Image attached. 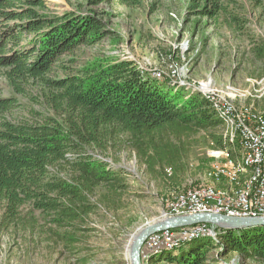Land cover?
<instances>
[{"label":"trees","instance_id":"obj_1","mask_svg":"<svg viewBox=\"0 0 264 264\" xmlns=\"http://www.w3.org/2000/svg\"><path fill=\"white\" fill-rule=\"evenodd\" d=\"M105 1L140 3L86 0L88 6ZM245 3L264 23V0H191L189 9L211 25L219 22L242 32L248 20ZM110 33L91 9L53 14L44 0H0L1 74L15 94L37 88V102L48 111H34L38 118L33 121H13L8 113L18 106L17 98L0 97V229L33 230L42 220L57 243L72 245L79 239L69 229L100 206L120 209L128 190L124 178L85 153L100 142L103 128L129 134L149 171L176 168L184 147L172 143L171 136L203 132L211 149L235 157L228 138L219 132L225 119L209 98L143 76L132 61L96 60L71 75L55 76L64 53L94 45ZM252 52L263 60L264 42L254 41ZM214 232L215 239L193 238L175 251L151 255L149 261L223 264L209 259L210 250L218 247L222 254L264 264V226L215 227Z\"/></svg>","mask_w":264,"mask_h":264},{"label":"rangeland","instance_id":"obj_2","mask_svg":"<svg viewBox=\"0 0 264 264\" xmlns=\"http://www.w3.org/2000/svg\"><path fill=\"white\" fill-rule=\"evenodd\" d=\"M44 1L53 14L91 9L111 31L94 45L64 53L56 62L57 77L71 75L96 60H129L143 70L141 75L161 79L172 87L225 100L235 108L249 104L264 109V59H256L252 52L254 41L264 42V23L247 3L246 26L236 32L226 24L211 25L206 18L191 14V0H140L135 6L116 1L94 6H88L86 0ZM36 89L29 87L25 95L15 94L0 71V97L14 96L18 101L8 113L9 119L33 121L38 118L34 111L48 113L37 102ZM219 132L235 152L234 125L226 121L222 125L221 121ZM170 139L184 147L176 168L157 166L149 171L129 134L113 126L103 128L100 142L87 147L85 153L124 178L128 190L121 208L113 212L100 206L77 223L76 229H69L79 239L72 245L57 243L42 220L33 230L0 229V264H130L129 243L135 230L161 220L165 213L170 215L164 207L165 197L179 190L217 185L214 173L229 171L226 154L211 149L205 133ZM208 255L223 264H260L236 253L222 254L218 247Z\"/></svg>","mask_w":264,"mask_h":264},{"label":"bare ground","instance_id":"obj_3","mask_svg":"<svg viewBox=\"0 0 264 264\" xmlns=\"http://www.w3.org/2000/svg\"><path fill=\"white\" fill-rule=\"evenodd\" d=\"M207 98H209V101H211L220 115L224 117L225 121L234 125L237 133L236 155L233 159L226 157V166L229 167L228 172L219 169L217 173H214L218 182L217 185H204L198 188L179 190L165 197L163 203L166 210L169 211V216L181 215L182 211H184V203L185 209L196 207V199H189L187 201L188 196H192L196 191L210 192L216 198H222L225 204H233L235 201L242 200L253 189V183L256 178V168L254 163L250 161L249 150L246 149L244 134L240 133L241 123L238 121L237 115H239V119H243L247 124L256 127L258 134H264V109L257 110L249 104L235 108L231 104H226L228 101H221L214 97ZM228 109H231V112ZM165 215L167 214L165 213ZM261 215H264V210L261 211ZM202 236H211L215 238L216 234L214 231L212 233L211 231H195L189 233L187 238L174 239L170 244H166L164 248L150 249L148 252L140 253L141 262H143V264H151L149 261L151 255L167 250L175 251L186 241Z\"/></svg>","mask_w":264,"mask_h":264},{"label":"built area","instance_id":"obj_4","mask_svg":"<svg viewBox=\"0 0 264 264\" xmlns=\"http://www.w3.org/2000/svg\"><path fill=\"white\" fill-rule=\"evenodd\" d=\"M172 79V78H171ZM231 112V109H228ZM241 123L240 133L244 134V142L246 149L249 150L250 161L254 163L256 168V178L253 183V189L242 200L235 201L233 204H225L222 198H216L210 192L196 191L188 199H196V207L185 209L182 214L194 213H221L230 216H260L264 210V134H258L256 127L247 124L243 119H239ZM215 226L208 223H198L189 226L165 229L155 232L147 237L142 245L141 253L148 252L150 249L164 248L166 244H170L174 239L187 238L189 233L195 231H214ZM143 264V262H141Z\"/></svg>","mask_w":264,"mask_h":264},{"label":"water","instance_id":"obj_5","mask_svg":"<svg viewBox=\"0 0 264 264\" xmlns=\"http://www.w3.org/2000/svg\"><path fill=\"white\" fill-rule=\"evenodd\" d=\"M198 223H208L224 229H246L264 226V215L260 216H230L221 213H194L181 215H166L161 220L145 224L135 230L129 243L130 264H141L140 253L142 245L148 236L165 229L189 226Z\"/></svg>","mask_w":264,"mask_h":264},{"label":"crops","instance_id":"obj_6","mask_svg":"<svg viewBox=\"0 0 264 264\" xmlns=\"http://www.w3.org/2000/svg\"><path fill=\"white\" fill-rule=\"evenodd\" d=\"M166 264H170V263H166Z\"/></svg>","mask_w":264,"mask_h":264}]
</instances>
